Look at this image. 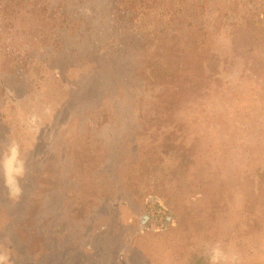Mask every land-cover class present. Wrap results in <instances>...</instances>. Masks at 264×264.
Wrapping results in <instances>:
<instances>
[{
	"label": "rangeland",
	"instance_id": "374dc122",
	"mask_svg": "<svg viewBox=\"0 0 264 264\" xmlns=\"http://www.w3.org/2000/svg\"><path fill=\"white\" fill-rule=\"evenodd\" d=\"M210 6L195 52L145 58H85L77 38L52 59L17 25L26 67L0 55V264H264V15L233 28Z\"/></svg>",
	"mask_w": 264,
	"mask_h": 264
},
{
	"label": "trees",
	"instance_id": "16d2710c",
	"mask_svg": "<svg viewBox=\"0 0 264 264\" xmlns=\"http://www.w3.org/2000/svg\"><path fill=\"white\" fill-rule=\"evenodd\" d=\"M84 1L0 0V55L5 56L4 63L9 65L8 72L15 73L26 67V61L20 54L26 44L21 43L19 37L27 31L17 26L24 19L32 26L28 31L32 33L31 43L38 33L44 34L42 38L38 36L41 41L43 38H50L52 59H57L59 54L65 56L74 50L72 45L77 38H84L92 46L85 58L98 55L100 49H112L116 54L123 50H119L121 46L124 48L123 52L134 49L142 52L145 58V54L155 43L178 50L181 49L178 42H186L182 44L183 50L188 45L195 52L193 47L198 44L196 34L202 28V22H198L196 30L194 29L195 19L202 16L206 8L211 7V0H105L102 10L96 11L94 7L80 6ZM188 6L191 8L187 9ZM212 11L219 13L220 20L227 27H247L255 24L264 15V2L215 0ZM97 18L102 19L99 23L100 30L95 27L94 20ZM106 28H109L108 31ZM92 33L95 37L104 33L106 35L102 40L94 41L89 38ZM169 43L172 44L168 46ZM156 50H160L159 47ZM113 53L110 56L114 60ZM98 66L99 64H94V67ZM54 77L62 79L57 71ZM6 87L0 78V94Z\"/></svg>",
	"mask_w": 264,
	"mask_h": 264
}]
</instances>
